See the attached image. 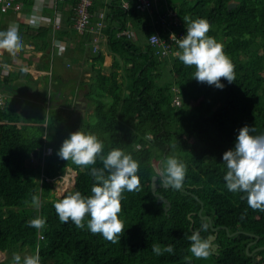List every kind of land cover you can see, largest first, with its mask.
Instances as JSON below:
<instances>
[{
  "label": "trees",
  "instance_id": "trees-1",
  "mask_svg": "<svg viewBox=\"0 0 264 264\" xmlns=\"http://www.w3.org/2000/svg\"><path fill=\"white\" fill-rule=\"evenodd\" d=\"M18 1L28 10L34 3ZM128 1V9L122 0H113L105 4L107 13L101 12L109 23L108 50L115 57L110 74L104 73V55L99 51L91 56L92 81L80 83L94 120H88L90 115L68 116L69 133L64 137L63 107L74 101L54 83L51 91L46 85L42 101L35 105L38 113L30 116L33 120L22 119L9 106L0 108V251L7 254L0 264H13L14 254L23 264L27 254L37 253L41 264H207L191 253L188 237L198 231L209 240L217 227L229 231H217L215 243L220 247L211 264H264V249L253 253L264 247V210L252 209L244 193L227 189L222 159L234 148L242 127L254 128L252 135H264V0H158L159 12L155 6L147 11L137 0ZM78 3H60L59 34L72 29ZM231 3L236 6L229 10ZM169 9L177 13L179 26L163 23L161 16ZM200 18L209 21L207 35L223 45L234 65L235 80L230 84L221 78L222 90L198 82L195 66H185L173 54L162 56L149 43L156 33L164 39L171 32L186 35L188 23ZM22 29L36 40L35 49L48 69L53 27L43 24L32 33L28 25ZM130 30L134 38L128 37ZM176 97L180 106L174 104ZM80 130L103 142V155L119 148L139 162L140 188L122 193L118 216L124 229L115 243L88 230L90 216H85V227L80 229L71 221L61 223L54 207L70 193L91 196L95 184L91 168L103 167L99 159L84 167L58 156L63 141ZM169 156L187 165L182 188L203 202L201 215L202 205L193 195L171 186L157 190L170 201V210L166 213L164 204L157 203L152 178L158 176V183H164L160 169ZM68 168L78 174L74 187L58 197L53 184ZM33 195L39 196V207L32 205ZM38 216L45 218L44 228L29 227L28 222ZM201 216L210 217L211 224ZM238 231L242 233L229 235ZM256 240L249 255L247 247ZM154 243L162 249L171 244L174 253L156 255Z\"/></svg>",
  "mask_w": 264,
  "mask_h": 264
},
{
  "label": "clouds",
  "instance_id": "clouds-1",
  "mask_svg": "<svg viewBox=\"0 0 264 264\" xmlns=\"http://www.w3.org/2000/svg\"><path fill=\"white\" fill-rule=\"evenodd\" d=\"M188 18L185 17V20ZM210 23L200 18L192 20L186 28V35L177 39L175 34L170 39L178 42L179 51L175 55L185 66H195L194 78L218 89H223L221 78L232 83L235 80V69L231 59L225 54L223 45L214 37L208 36ZM152 42L160 41L155 35L149 38ZM19 29L9 25L6 31H0V49L15 55L22 48ZM255 129L244 126L239 130L233 149L223 154V163L227 172L224 176L229 191L241 192L246 195L249 207L264 210V135H252ZM103 142L91 133L77 131L65 139L58 156L71 160L79 166L95 165L97 159L102 168L92 167L90 175L94 178L91 196H83L79 191L68 194L55 203L54 207L61 223L73 222L77 228L83 229L85 216H90L87 228L93 234H101L110 242L117 238L124 229L123 221L118 214L121 212L122 193L138 191L140 178L137 175L139 162L131 154L119 148L112 149L103 155ZM187 165L176 156H169L163 161L164 183L174 189L183 186ZM34 207L40 206L39 196L31 198ZM29 227L43 229L46 220L43 217L31 219ZM207 230V224L204 226ZM191 242L190 251L197 258H207L210 254V243L200 236L198 231L188 237ZM153 253L162 255L164 252L174 253V246L163 247L152 245ZM13 264H21V256L13 255ZM23 264H41L39 254L26 255Z\"/></svg>",
  "mask_w": 264,
  "mask_h": 264
},
{
  "label": "crops",
  "instance_id": "crops-1",
  "mask_svg": "<svg viewBox=\"0 0 264 264\" xmlns=\"http://www.w3.org/2000/svg\"><path fill=\"white\" fill-rule=\"evenodd\" d=\"M110 2L111 0H105L104 4H96L95 7L92 8V12L96 14L107 12L108 9L105 4H110ZM34 5H37L43 15L44 22L42 24L45 26L50 25L54 29L51 41V55H53V53L56 54L58 56L57 59L59 60L57 65L55 64L56 61L48 63V69L44 68L47 64L46 61L44 60L43 62L41 60L42 53L35 49L36 40L31 37L32 35H29L28 30L22 29L23 25H28L29 31L31 29L32 31L34 30L33 28H30L28 20V15L34 9ZM33 6L30 10L25 6L23 13H17L12 10L4 12L0 8V31H6L9 25L14 24L18 26L19 36L23 45L21 50L15 55L2 49L3 55L1 56V59L9 70L8 75H11L3 76L0 71V92L4 97L5 106H9L13 109L22 117V119H30L31 114L35 110V105L38 104L37 101H35V99L38 100L35 97L37 91L44 87L40 81L34 82V80L37 78L40 79V77H45L47 82L46 85L48 84L50 91L52 84H57L59 91L63 92L65 97L70 101H74V105H70L67 108L63 107L65 111L63 116L68 114L73 119H76L78 117L85 118L87 115L89 116L93 114V109L88 108V102L83 98L84 90L77 88V90L73 92L72 89H67L71 80L78 79L82 82L85 73H87L86 75H89L91 72V56L95 53L93 52V46L91 45L92 35L88 32L79 33L73 27L72 29L69 28L66 34H59L58 31L60 28H58V26L54 28V23L60 25L63 23V20L62 16L58 17L55 14L53 0H34ZM95 20H97V18H95ZM32 31H30V33H32ZM129 32L133 31L130 30ZM105 38L106 41H103ZM105 38L101 41L99 51L104 55V71H110L112 64L115 61V57L108 50L107 33L105 34ZM66 57H68V59ZM73 58L78 59V63L74 64L76 69L74 74H62L60 70H58L59 67L61 65L68 68L72 67L73 62L70 60ZM28 62H30L29 65ZM60 82L61 85H59ZM65 83H67V86H65L66 88L62 85ZM21 88H27L25 95L17 91V89L19 90ZM62 101L64 100H60L59 104H62ZM84 102L87 103L86 106L84 105ZM29 107L30 109L27 110ZM65 119L68 118L66 117L64 120ZM2 254L5 253L0 251V258L2 257Z\"/></svg>",
  "mask_w": 264,
  "mask_h": 264
},
{
  "label": "built area",
  "instance_id": "built-area-1",
  "mask_svg": "<svg viewBox=\"0 0 264 264\" xmlns=\"http://www.w3.org/2000/svg\"><path fill=\"white\" fill-rule=\"evenodd\" d=\"M54 6L53 9H55V14L60 17L62 16V9L60 6V3L64 0H53ZM96 0H79V3L74 8V15L72 16V26L73 28L79 32V33H85L88 32L92 35V46H93V52L98 53L100 50V44L101 41L105 38V29H106V22L104 19V16L101 13H94L91 11V7L94 5ZM139 3V6L142 10L151 9L153 6H155V9L157 12L162 11V8H160V3H158V0H137ZM130 6V2L128 0H122V7L124 9H128ZM34 9L32 12L28 15L29 20V26L33 29L40 28L43 21V15L40 12L37 5L33 6ZM37 7V8H35ZM0 8L2 11L7 12L9 10L15 11L17 13H23L24 12V3L22 1L18 0H0ZM163 17V23L166 24L167 22L173 23L175 26H179V19L176 12L172 10H168V12ZM97 18V20H95ZM58 26V23H54V28ZM175 34L177 39H180L181 37L185 36L182 33H175L171 32L169 34L168 39L162 38L159 33L153 34L155 35L160 41L152 42L149 40L150 45L158 48V53H160L162 56H167L168 54L175 55L176 48L178 46V42L175 40L170 39V35ZM128 37H135L134 32H128ZM153 35H151L149 38H151ZM106 41V38L103 40ZM3 55V50L0 49V71L2 72L3 76H6L9 74V70L4 65L1 56ZM51 85V84H50ZM174 104L177 106L181 105V100L179 97L175 98ZM5 107L4 97L2 93L0 92V108ZM52 152L51 149H48L47 153L50 154ZM46 153V154H47Z\"/></svg>",
  "mask_w": 264,
  "mask_h": 264
},
{
  "label": "rangeland",
  "instance_id": "rangeland-1",
  "mask_svg": "<svg viewBox=\"0 0 264 264\" xmlns=\"http://www.w3.org/2000/svg\"><path fill=\"white\" fill-rule=\"evenodd\" d=\"M168 1H170V2H174V1H177V0H168ZM94 4H98L97 2H95ZM105 13H107V12H105ZM108 25V27H106V29H105V32L107 33V35H109V23H106V26ZM113 29V27L111 28V30ZM120 35V34H119ZM91 45H92V41H91ZM57 55L56 54H54L53 53V55H52V57H51V59H52V61L51 62H55L56 61V65L58 64V60L59 59H57ZM67 59H68V57H66ZM66 58H64V59H66ZM66 59V60H67ZM63 60V59H62ZM65 60V61H66ZM71 62H73V66L72 67H65L64 65H61L60 67H59V69L58 70H60V72L62 73V74H64V75H73L74 74V72H75V65L74 64H77L78 63V59H75V58H73V59H71L70 60ZM110 71H111V69H110ZM110 71H108V70H105L104 71V73L106 74V75H109L110 74ZM87 73H85V76H84V78H83V81L87 84V83H90L91 81H92V79H91V77H92V75H93V73H92V71L90 72V74L89 75H86ZM35 81H40L43 85H44V87L43 88H40V89H38V91H37V94H36V98L39 100H36L35 99V101H37V103L38 104H40V102L42 101V99H43V96H44V94H45V91H44V89H45V85H46V78L45 77H40V79H35L34 80V82ZM33 82V81H32ZM30 83H31V81H30ZM81 81L80 80H78V79H73V80H71L70 81V83H69V85L67 86V83H65V84H62L64 87L65 86H67V89H72L73 90V92L75 91V90H77V88H81ZM59 85H61V82L59 83ZM66 88V87H65ZM17 91L19 92V93H21V94H23V95H25L26 94V92H27V88H21V89H17ZM67 108V107H66ZM30 109V107L29 108H27V110H29ZM38 111H39V108L36 106L35 107V110L33 111L34 113H35V115H33V116H36V114L38 113ZM94 112V111H93ZM24 116H26V115H24ZM68 114H65V116H63L64 118H68ZM31 120H33V118L31 117L30 118ZM29 119V120H30ZM89 119H91V120H94L95 119V116H94V114H91L89 117H88V120ZM68 120H69V118L68 119H65L64 120V123H65V126H64V129H65V133H64V137H65V135H67V133H69V132H67L68 130H69V125H68ZM28 122V121H27ZM70 169L68 168L67 170H66V173L62 176V177H59L55 182H54V190H55V192H56V195L58 196V197H61V196H63V194H64V192L66 191V190H71V189H73V187H74V183H75V181H76V178H77V173L76 172H74V171H69ZM216 254V253H215ZM27 255H31V254H27ZM212 255H214V253H213V251H212V249H211V247H210V254H209V256L207 257V258H200L202 261H205L207 264H211L213 261H212ZM7 259V254L5 253V254H2V257L0 258V263L1 262H4L5 260Z\"/></svg>",
  "mask_w": 264,
  "mask_h": 264
},
{
  "label": "water",
  "instance_id": "water-1",
  "mask_svg": "<svg viewBox=\"0 0 264 264\" xmlns=\"http://www.w3.org/2000/svg\"><path fill=\"white\" fill-rule=\"evenodd\" d=\"M235 6H236V3H231V4L229 5V10L232 9V8H234ZM84 105L86 106L87 103L84 102ZM69 169H70L69 171H74V170H72L71 168H69ZM74 172H75V171H74ZM160 174H161V176L163 177V169H162V168L160 169ZM163 179H164V177H163ZM169 186H170V185H166L165 183H162V184L158 183V176H154V177L152 178V192H153V194L155 195V197L157 198V203H158V204H164V211H165L166 213L170 210V208H171V203H170V201H169L167 198H164L161 194L157 193V190H158L159 188H161V187H169ZM180 190H181L182 192H184V193H189V194L193 195V197H195V198L201 203L202 207H201V210H200V212H199V214L201 215V214H202V211H203V209H204L203 202H202V201H201V200H200L195 194L190 193V192L187 191L186 189H184V188H180ZM201 217H202L203 219L207 218V219L209 220L210 224H211V218H210V217H208V216H207V217H206V216H201ZM221 229H225L227 232L229 231L227 227H217V228H212V230L215 231V234H214V236H210V237H209V240H208L209 243H210V247H211V249H212V251H213L214 254L217 253V250L219 249V246H218L217 244H215L214 241L217 239V236H218L217 231H218V230H221ZM237 233H242V231H238V232H236V233L229 234V235H230V236H234V235L237 234ZM246 234H247V233H246ZM248 235H250V234H248ZM258 239H259V237L257 236V240H258ZM257 240H256L255 242H251V243L248 245V247H247V253H248L249 255H252V253H249L248 248H250V246H252L254 243H256ZM260 249H264V247L257 248L256 250L253 251V253H254V252H257V251L260 250Z\"/></svg>",
  "mask_w": 264,
  "mask_h": 264
},
{
  "label": "flooded vegetation",
  "instance_id": "flooded-vegetation-1",
  "mask_svg": "<svg viewBox=\"0 0 264 264\" xmlns=\"http://www.w3.org/2000/svg\"><path fill=\"white\" fill-rule=\"evenodd\" d=\"M216 241V240H215ZM215 241H214V243H215ZM216 244V243H215ZM218 245V244H217ZM219 246V245H218ZM220 247V246H219Z\"/></svg>",
  "mask_w": 264,
  "mask_h": 264
},
{
  "label": "bare ground",
  "instance_id": "bare-ground-1",
  "mask_svg": "<svg viewBox=\"0 0 264 264\" xmlns=\"http://www.w3.org/2000/svg\"><path fill=\"white\" fill-rule=\"evenodd\" d=\"M112 1V0H111ZM115 14V13H114ZM105 45V44H104Z\"/></svg>",
  "mask_w": 264,
  "mask_h": 264
}]
</instances>
